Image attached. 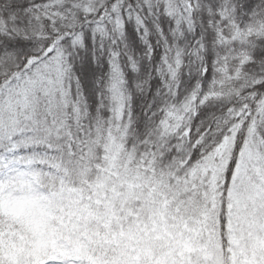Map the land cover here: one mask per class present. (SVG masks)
Listing matches in <instances>:
<instances>
[{
    "label": "snow or ice",
    "instance_id": "6c2138e0",
    "mask_svg": "<svg viewBox=\"0 0 264 264\" xmlns=\"http://www.w3.org/2000/svg\"><path fill=\"white\" fill-rule=\"evenodd\" d=\"M0 264H264V0H0Z\"/></svg>",
    "mask_w": 264,
    "mask_h": 264
}]
</instances>
